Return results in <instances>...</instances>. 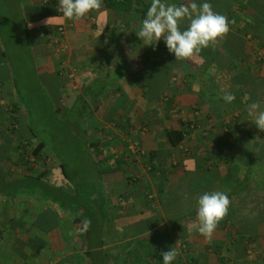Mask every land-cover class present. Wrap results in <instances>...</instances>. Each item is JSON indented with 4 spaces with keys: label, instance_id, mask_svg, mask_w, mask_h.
<instances>
[{
    "label": "crops",
    "instance_id": "1",
    "mask_svg": "<svg viewBox=\"0 0 264 264\" xmlns=\"http://www.w3.org/2000/svg\"><path fill=\"white\" fill-rule=\"evenodd\" d=\"M210 2L229 31L177 61L162 38L155 49L142 46L134 1L125 15L102 0L67 21L59 0H0V186L19 182L13 192L0 187V264H90V252L99 264H162L171 247L173 264H264V132L247 111L254 102L264 107V38L255 45L243 30L250 12L234 16L231 0ZM14 55L43 78L55 123H69L51 141L88 158L98 186L85 189L88 210L52 209L38 192L37 182L67 179L54 145L32 152L42 138L12 93ZM224 92L234 94L230 104ZM169 129L184 134L175 147ZM123 132L146 150L143 161L123 146ZM26 180L35 186L22 189ZM205 191L230 200L211 242L196 230Z\"/></svg>",
    "mask_w": 264,
    "mask_h": 264
},
{
    "label": "clouds",
    "instance_id": "2",
    "mask_svg": "<svg viewBox=\"0 0 264 264\" xmlns=\"http://www.w3.org/2000/svg\"><path fill=\"white\" fill-rule=\"evenodd\" d=\"M102 0H59L57 11L67 21L79 20L101 7ZM231 21L213 10L210 0H187L180 4L165 3L164 0H151L149 7L135 32L142 46L163 43L175 60H188L229 31ZM235 99L231 92H224L221 100L230 104ZM252 124L264 132V107L252 103L248 107ZM230 200L222 191H205L196 200V230L208 242L220 221L228 213ZM178 251L171 247L162 253V264H173Z\"/></svg>",
    "mask_w": 264,
    "mask_h": 264
},
{
    "label": "rangeland",
    "instance_id": "3",
    "mask_svg": "<svg viewBox=\"0 0 264 264\" xmlns=\"http://www.w3.org/2000/svg\"><path fill=\"white\" fill-rule=\"evenodd\" d=\"M15 56L16 55L13 56L14 57L13 59L15 61L13 60L10 61L12 65L11 78H12V82L13 81L15 82V86L12 87L14 90L12 91V93L17 98L21 106L20 108L26 111V119L29 120L30 127L33 129V131L37 132L40 138L46 139L47 146L49 144H51L52 146L54 145L56 150V151L54 150V152L58 153L60 151V154L57 155L56 157L59 160H61V162L63 163L65 168V173L67 175L66 182H64V180H59V179L58 182H56L55 178L54 179L48 178L47 179L48 184L45 182L41 184L40 183L37 184V188L39 190L38 192L40 193L43 200H45V202H47L52 209L54 207L56 210H58L60 208H63L67 203L70 204V206H75L79 203H82V205L86 207V210H88L89 206L86 203L89 200V195L87 194V191H85V189L88 188L89 191L91 192H95V190L98 189L95 179L90 177V175L93 176V174L89 173V171L87 170L88 158L77 151L63 150V149L61 150L60 148L61 146L58 145L59 141H51L50 137L54 133H56L55 134L56 137H59V134H57L55 129L61 127L63 128V131L66 133L67 129L69 130L68 127L69 123L67 121H63V124L55 123L54 119L56 115L52 112L51 109L52 104H49L50 100L48 99V96H52V95L45 88L42 80L43 78L39 77L38 79L37 76L32 74V71L30 69V61L28 60L18 61L16 60ZM7 110L12 111L10 110L9 105ZM62 111L63 109H61V112ZM74 113H76V111ZM59 115L61 116V113ZM58 119H65V118L61 117ZM73 119H77L76 114H74ZM128 135H126L124 132L122 134L123 146L124 144L127 145L128 141L134 143L138 149V153L136 156L139 157L141 161H143L144 158H146V150L143 149V147H141V145L138 142L130 139ZM120 141L121 140H119L118 142ZM57 149L59 151H57ZM68 153L70 155H68ZM27 157L29 158V155H27ZM148 165L149 164L147 163L145 164L146 170L147 168H149ZM77 175H79L78 178L80 179V181L78 183H75L73 181L74 179L79 180L77 178ZM85 181H88L90 183L84 185ZM33 187L34 185L30 184V185H25L24 187H22V189L28 190V189H32ZM108 240H110V243L114 242L113 238H108ZM126 242H129V240ZM114 254L116 253H112L110 255L114 256ZM91 256L97 257V253L95 254L92 253ZM126 258L127 261L131 259L129 255H127V257H125L124 259Z\"/></svg>",
    "mask_w": 264,
    "mask_h": 264
},
{
    "label": "trees",
    "instance_id": "4",
    "mask_svg": "<svg viewBox=\"0 0 264 264\" xmlns=\"http://www.w3.org/2000/svg\"><path fill=\"white\" fill-rule=\"evenodd\" d=\"M133 1L137 5V8L134 9V13L137 16V18L139 19V23H141L142 19L144 18V15L147 11V8L150 5L151 0H103L106 7L112 9L114 12H122L123 15H125L128 11H130ZM231 1L233 2V6H235L237 8V9H235L234 16L235 15H242V13L246 10L248 12H250V14L248 16L249 17L248 18L249 19V26L246 28H243V30L245 32L250 33V38L252 39V41H254L255 45H258V43H260V42L262 43V40L264 38V0H231ZM230 15H233L232 12L230 13ZM260 46L262 47V44H260ZM12 84H13V86H15L14 81L12 82ZM165 136H166L167 142L173 147L180 144V142L184 138L183 132L181 130H177V129L167 130L165 132ZM45 144H46V139H41L39 141V144L36 147H34L32 152H34V153L39 152V150H41L45 146ZM62 167L64 169L63 173L67 177L63 164H62ZM34 182H35V180H34ZM18 183H15L14 186L11 185L10 183L3 184L0 187H2V190L3 189L5 191L6 190L7 191L12 190V192H13L17 187L16 184H18ZM23 184L24 185H22V181H21L22 187H24L25 185H30V184H33L35 186V184L30 180H26ZM37 184H38V182H37ZM245 193H246V195H250L251 198H254V200H257V197H256L257 190L256 189L247 187ZM79 206H83V205L81 203H79V204H77V207H79ZM257 207H258V204L256 206L252 204L249 206V208L251 209L249 211L253 212V210H255ZM89 212L90 211H88V213ZM87 238H89V236ZM87 254H88V257L90 258L91 264H98V261H97L99 259L98 257L91 256L92 252L87 253Z\"/></svg>",
    "mask_w": 264,
    "mask_h": 264
},
{
    "label": "built area",
    "instance_id": "5",
    "mask_svg": "<svg viewBox=\"0 0 264 264\" xmlns=\"http://www.w3.org/2000/svg\"><path fill=\"white\" fill-rule=\"evenodd\" d=\"M57 32H58V38L55 39V43H61V35L64 33V27H62V26L58 27ZM126 149L128 152H130L134 155H137V153H138L137 146L134 143H131L129 141L126 145Z\"/></svg>",
    "mask_w": 264,
    "mask_h": 264
}]
</instances>
